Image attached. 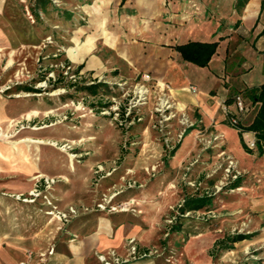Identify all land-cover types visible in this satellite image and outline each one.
I'll use <instances>...</instances> for the list:
<instances>
[{"label": "rangeland", "instance_id": "obj_1", "mask_svg": "<svg viewBox=\"0 0 264 264\" xmlns=\"http://www.w3.org/2000/svg\"><path fill=\"white\" fill-rule=\"evenodd\" d=\"M247 1L264 13V0H235L236 7ZM8 4L15 8L6 9L7 17L33 42L13 61L12 74L2 76L10 87L4 94L26 111L24 121L12 120L16 130L27 127L25 135L42 140L28 143L36 157L41 151V175L55 178L51 199L78 209L69 225H91L95 220L87 216L96 211L119 216L138 228L132 243L156 250L145 259L155 264H264V173L223 151L221 136L198 133L191 148L186 135L193 124L180 122L171 99L158 96L143 73L119 77L107 68L94 75L90 48L94 39L97 50L102 46L96 24L106 15L101 0ZM99 27L105 33L104 23ZM98 82L106 86L94 93L81 89ZM163 98L171 104L165 111ZM191 199L203 201L192 207L197 202ZM57 226L48 224L50 235ZM235 234L245 238L228 241Z\"/></svg>", "mask_w": 264, "mask_h": 264}, {"label": "crops", "instance_id": "obj_2", "mask_svg": "<svg viewBox=\"0 0 264 264\" xmlns=\"http://www.w3.org/2000/svg\"><path fill=\"white\" fill-rule=\"evenodd\" d=\"M7 3L0 0V264H100L99 253L127 259L119 264H155L153 259L145 260L149 256L131 257L128 243L138 228L119 216L96 211L100 213L87 216L95 220L91 225L82 221L60 225L45 213L47 206L41 197L24 201L14 196L31 190L35 176L42 174L43 156L40 149L35 156L28 140L37 141L25 135L27 127L16 130L14 122L19 117L27 119L26 111H18L17 100L4 94L10 87L2 82V76L12 74L13 61L33 42L32 37L18 31L15 18L7 17L15 8ZM101 3L106 6V15L96 24L102 46L97 50V39H91L90 48L94 75L107 68L117 70L119 77L149 74L148 82L157 95L171 99L176 111L193 124L186 135L191 148L198 133L204 138L221 136L223 151L232 153L241 166L258 167L264 173V155L255 146L258 160L252 148L251 152L243 148L239 130L228 123L227 111H234V103H226L240 94L249 110L239 121L250 123L257 105L244 94L264 82V13L260 6L247 1L243 8H237L235 0ZM100 23H104L105 33ZM189 41L217 43L206 66L184 60L177 51L176 45ZM33 51L26 50L29 54ZM228 136L231 143L226 141ZM242 136L247 142L255 139L252 131ZM36 203L42 206L38 211ZM50 223L59 224L53 236Z\"/></svg>", "mask_w": 264, "mask_h": 264}, {"label": "built area", "instance_id": "obj_3", "mask_svg": "<svg viewBox=\"0 0 264 264\" xmlns=\"http://www.w3.org/2000/svg\"><path fill=\"white\" fill-rule=\"evenodd\" d=\"M65 73L67 74V70L65 71ZM70 76L74 78L76 77L75 75H70ZM142 78L144 80H148L150 76L149 74L144 73L142 74ZM233 103L235 109L233 112L227 111V118H228V123L231 126L236 127L240 116L246 113L249 110V107L244 103V100L240 94L234 96ZM159 106L160 108H163V111H165L166 109L170 108L171 104L169 103L168 99L163 98L160 101ZM156 109L161 111L159 107ZM169 117L170 116H166L165 119H168ZM180 122L186 123L188 126L192 125V123L189 122L188 118L183 114L180 115ZM214 138L215 136L213 137V139ZM248 142L250 147L255 146V139H248ZM227 171H229V168H227ZM234 176L236 177V175ZM54 182H55L54 177L40 175L35 178L33 187L27 194L20 193V194H15L14 196L24 201H34L36 198L41 197L43 203L47 206L45 213L49 215L51 219L56 220L61 225L67 222L71 217L76 216L78 213V209L73 205H68L66 208L61 209L53 202V200L51 199V195L49 193V189ZM98 206L102 208L101 204H98ZM129 249L132 258L147 257L150 256L152 253L156 252V250H149V249L139 250L137 245L132 243V240L129 241ZM97 259L99 260L100 264H119L127 260L125 258H121L120 256H117L116 254H112L110 257H106L104 254L101 253L97 254Z\"/></svg>", "mask_w": 264, "mask_h": 264}, {"label": "trees", "instance_id": "obj_4", "mask_svg": "<svg viewBox=\"0 0 264 264\" xmlns=\"http://www.w3.org/2000/svg\"><path fill=\"white\" fill-rule=\"evenodd\" d=\"M216 46V42L189 41L184 44L176 45V49L177 51H179L184 60L192 62L198 66H206L209 59L215 52ZM101 86L106 85L98 82L85 85L81 87V89H85L91 93H94L95 89ZM25 89L28 90L33 88ZM244 96L247 97L251 103H256V111L249 124L244 125L240 121H238V124L235 128L239 130V136L242 146L247 152H251V148L245 143L242 133L246 131L254 132L255 146L257 147L259 153L264 155V82L258 87L248 89ZM233 101L234 97L226 99L227 104H230ZM106 105L107 104H102L101 106ZM199 201H203V199H191L190 202H197L196 205L192 207H198L200 205L198 204ZM243 238H245L244 234H235L233 236H230L228 241L233 243Z\"/></svg>", "mask_w": 264, "mask_h": 264}, {"label": "bare ground", "instance_id": "obj_5", "mask_svg": "<svg viewBox=\"0 0 264 264\" xmlns=\"http://www.w3.org/2000/svg\"><path fill=\"white\" fill-rule=\"evenodd\" d=\"M37 111H35V113H36ZM38 113V112H37ZM27 116H29V113L28 114H26ZM35 141H39V142H42V140H35Z\"/></svg>", "mask_w": 264, "mask_h": 264}]
</instances>
